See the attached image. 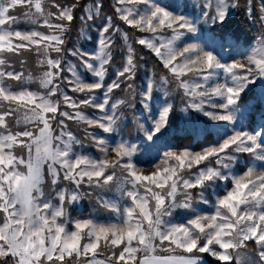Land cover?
Wrapping results in <instances>:
<instances>
[{
	"label": "snow or ice",
	"instance_id": "snow-or-ice-1",
	"mask_svg": "<svg viewBox=\"0 0 264 264\" xmlns=\"http://www.w3.org/2000/svg\"><path fill=\"white\" fill-rule=\"evenodd\" d=\"M0 264H264V0H0Z\"/></svg>",
	"mask_w": 264,
	"mask_h": 264
},
{
	"label": "trees",
	"instance_id": "trees-1",
	"mask_svg": "<svg viewBox=\"0 0 264 264\" xmlns=\"http://www.w3.org/2000/svg\"><path fill=\"white\" fill-rule=\"evenodd\" d=\"M70 211H71V210H70ZM82 211H83L85 214L88 213V212L90 211V206H87L86 203H85V205L82 207ZM72 214H73V216H75V215H77L78 213L73 212Z\"/></svg>",
	"mask_w": 264,
	"mask_h": 264
},
{
	"label": "rangeland",
	"instance_id": "rangeland-1",
	"mask_svg": "<svg viewBox=\"0 0 264 264\" xmlns=\"http://www.w3.org/2000/svg\"><path fill=\"white\" fill-rule=\"evenodd\" d=\"M85 203H86L87 206H89L87 199H85V200H83L82 203H81V209H82V207L85 205Z\"/></svg>",
	"mask_w": 264,
	"mask_h": 264
}]
</instances>
